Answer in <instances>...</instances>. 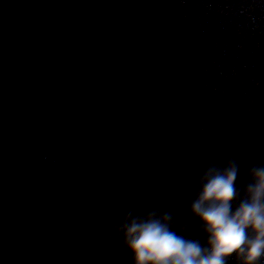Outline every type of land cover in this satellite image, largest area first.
Wrapping results in <instances>:
<instances>
[{
    "label": "water",
    "instance_id": "water-1",
    "mask_svg": "<svg viewBox=\"0 0 264 264\" xmlns=\"http://www.w3.org/2000/svg\"><path fill=\"white\" fill-rule=\"evenodd\" d=\"M230 159L264 165V0H0V264H134L130 210L206 244Z\"/></svg>",
    "mask_w": 264,
    "mask_h": 264
},
{
    "label": "clouds",
    "instance_id": "clouds-1",
    "mask_svg": "<svg viewBox=\"0 0 264 264\" xmlns=\"http://www.w3.org/2000/svg\"><path fill=\"white\" fill-rule=\"evenodd\" d=\"M239 172L236 159L210 163L188 197L206 244L174 231L170 211H128L116 228L134 264H264V165L248 169L242 190L236 186ZM187 231L182 224L180 232Z\"/></svg>",
    "mask_w": 264,
    "mask_h": 264
}]
</instances>
